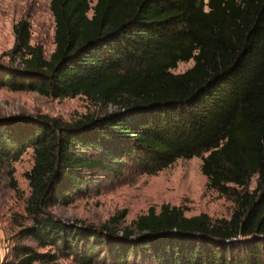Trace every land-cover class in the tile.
Returning <instances> with one entry per match:
<instances>
[{
  "label": "trees",
  "instance_id": "16d2710c",
  "mask_svg": "<svg viewBox=\"0 0 264 264\" xmlns=\"http://www.w3.org/2000/svg\"><path fill=\"white\" fill-rule=\"evenodd\" d=\"M49 8L52 52L31 43L20 18L0 89L83 95L113 109L71 122L0 117V171L11 189L13 164L33 154L1 264H264V0H50ZM192 156L202 157L208 186L232 201L228 218L162 203L128 225L122 210L96 226L51 211L81 195L94 170L154 174Z\"/></svg>",
  "mask_w": 264,
  "mask_h": 264
},
{
  "label": "rangeland",
  "instance_id": "374dc122",
  "mask_svg": "<svg viewBox=\"0 0 264 264\" xmlns=\"http://www.w3.org/2000/svg\"><path fill=\"white\" fill-rule=\"evenodd\" d=\"M49 2L50 0H0V63H9L7 53L14 43L12 27L20 18H26L30 22L31 43H40L45 56H49L54 48V21ZM192 64V60L179 62L171 71L181 73ZM112 109V106H103L83 95L51 98L33 91L0 89V117L46 114L71 122L84 114H99ZM32 162V150L28 149L13 164L17 190L11 189L8 177L0 171V264L10 255L11 237L16 230L11 219L24 211L29 187L23 172L30 168ZM201 162V156L178 158L154 174H136L124 167L120 175L97 169L93 172L94 182L81 195L68 205L52 207L51 211L58 217L96 226L102 225L109 217L122 210L125 215L120 226L128 225L150 206L157 208L162 203L184 207L187 216L206 213L213 218H228L233 210V203L208 186L207 178L200 170ZM255 184L256 176L251 179L249 189H253ZM34 264L76 263L70 258H59L51 263Z\"/></svg>",
  "mask_w": 264,
  "mask_h": 264
}]
</instances>
